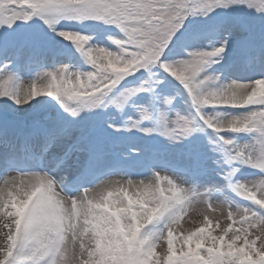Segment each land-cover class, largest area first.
I'll return each mask as SVG.
<instances>
[{
	"label": "snow or ice",
	"instance_id": "obj_1",
	"mask_svg": "<svg viewBox=\"0 0 264 264\" xmlns=\"http://www.w3.org/2000/svg\"><path fill=\"white\" fill-rule=\"evenodd\" d=\"M202 126L250 204L176 174H210ZM121 129L183 149L133 175ZM0 264H264V0H0Z\"/></svg>",
	"mask_w": 264,
	"mask_h": 264
},
{
	"label": "rangeland",
	"instance_id": "obj_2",
	"mask_svg": "<svg viewBox=\"0 0 264 264\" xmlns=\"http://www.w3.org/2000/svg\"><path fill=\"white\" fill-rule=\"evenodd\" d=\"M202 19V17H196L195 20H199ZM65 43H69L67 41H65ZM71 51L75 52V49H70ZM68 61L66 60L65 63H67ZM71 62L73 64H75L77 67H80L83 70H87L88 69V65L83 63L82 59H79V55H78V60L76 59V57L74 56L71 59ZM259 68L256 69V72H246V71H242L239 68L234 69L232 72L230 73H221L222 76L227 77V76H231V78H248L253 76L254 74H258L259 73ZM20 76L22 77V79L24 80L25 86H27L29 80H31L33 78V74H29L26 72H21ZM158 78H164L166 77L167 79L165 80V85L168 89L169 93H173L175 91V89L172 86V83H169V80H171L172 78L170 76H168V74H163V76H161L159 73L157 74ZM172 107L176 108H180L181 110H186L187 106L184 104L183 102V97L181 96H177L176 99L173 102ZM108 111H112V109H109ZM225 111H236L235 109H225ZM129 112H131V109H129ZM117 124H120L118 122V119L116 120ZM213 130V129H212ZM214 131V130H213ZM110 134L117 138V137H125L129 142L128 147L124 146L126 144V142L123 143V147L125 149V152L122 154V151H120V149H118L115 158L123 161L125 163H128L130 165V167L127 169L128 171H130L133 175H136L138 173H142L144 175H147V178H151V168L152 167H161L162 165L160 163H153V161H160L163 159H167V160H173L175 161L178 157V154L182 151L183 149V145L180 143L177 144H170L167 140V138L159 136V134H156L157 138L162 142L163 146L161 147V149H167L168 148V154H166L163 150H156L153 151L151 153L156 154V156L154 157V154H151L150 152H148L146 149V146L148 145V143L150 141L153 140L155 134L153 136L150 137H146L140 133H138L135 130L132 131H125L123 129H121L120 131H111ZM202 129L199 128L197 130V132L195 133L196 137L199 135H202ZM226 135H234L232 133H227ZM237 142H243L244 140H246L248 138V135H237L235 134ZM202 140L200 141L201 145L204 147L205 151L208 154V163L207 166L210 170V174L206 175V176H200V177H194L189 173H185V172H181V171H177V175H181L183 176L184 180L186 182H193L196 181L198 183L199 187H204V186H208V187H216V188H220L219 191H212L210 193V196L217 199V200H223L226 197L237 202L240 204H245L248 205L250 204L249 201H246L244 199H242L241 197H239L235 192L231 191L230 189H226V188H221L220 186L225 184L224 179L222 178V176H218L217 173L218 172H223L224 170L230 169V167L228 166V163H226V156L223 158V156L220 154V152L218 150L216 151H212L213 148L217 149L216 143H211L212 141H215V138L212 136H201ZM131 147V151L128 153V151L130 150ZM132 149H137L138 151L133 152ZM146 151V152H145ZM218 160L219 163H216L214 161ZM238 170L241 171H237L235 173V178L234 179H251L253 178L255 171L254 169H252L249 166H242L239 167ZM161 175H171L170 172L166 171V170H162L161 171ZM114 180H118L121 179L120 176H113L111 177ZM137 178H144V177H137ZM185 227L187 228L188 225L185 224Z\"/></svg>",
	"mask_w": 264,
	"mask_h": 264
},
{
	"label": "clouds",
	"instance_id": "obj_3",
	"mask_svg": "<svg viewBox=\"0 0 264 264\" xmlns=\"http://www.w3.org/2000/svg\"><path fill=\"white\" fill-rule=\"evenodd\" d=\"M199 209H197V211H198Z\"/></svg>",
	"mask_w": 264,
	"mask_h": 264
}]
</instances>
